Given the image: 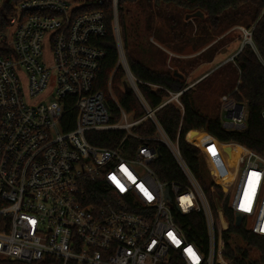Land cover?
I'll return each instance as SVG.
<instances>
[{
	"label": "built area",
	"instance_id": "built-area-1",
	"mask_svg": "<svg viewBox=\"0 0 264 264\" xmlns=\"http://www.w3.org/2000/svg\"><path fill=\"white\" fill-rule=\"evenodd\" d=\"M0 3L1 9L10 10L7 31L0 33V262L32 264L51 257L62 264H226L216 254L215 217L204 191L178 142L159 122L158 110L146 103L128 72L118 0L113 6L119 60L146 114L134 120L119 108L115 123L104 94L95 91L107 57L95 42L107 34L105 14L82 12L102 7L104 0ZM240 29L242 48L227 62L246 45L255 47L254 28ZM47 49L52 65L44 60ZM187 90L170 93L162 107L174 102L183 109L179 97ZM44 95L56 100L30 103ZM235 96H240L238 88L221 97L220 117L226 129L243 131L248 104ZM147 120L155 135H135L133 129ZM109 131H126L141 144L129 149L123 140L106 148L88 141L90 133ZM154 142L170 150L185 183L159 179L152 168L159 158ZM217 143L224 148H201L213 183L229 194V208L243 215L248 230L264 238V156L236 143ZM233 145L238 155L231 166L228 150ZM192 214L205 216L207 253L177 222V216ZM223 226L228 228L226 219Z\"/></svg>",
	"mask_w": 264,
	"mask_h": 264
},
{
	"label": "trees",
	"instance_id": "trees-1",
	"mask_svg": "<svg viewBox=\"0 0 264 264\" xmlns=\"http://www.w3.org/2000/svg\"><path fill=\"white\" fill-rule=\"evenodd\" d=\"M171 5L188 13L202 12L204 14V18L197 17L192 20L196 23L200 36H203L200 34L202 32L210 35V30L221 32L234 25L244 26L245 29L254 28L255 47L246 45L234 61L223 65L233 68L235 81L233 78V83H229L227 91L225 90L222 96L231 94L238 88L240 96H235V98L239 102L244 100L248 104L247 123L243 131L230 130L223 126L220 106L219 111L212 114L204 113L198 107L197 98L201 96L199 93L205 94L211 86L208 83L206 87H203L207 79L201 81L198 92L197 86L190 88L187 85L184 65L178 64L173 71L158 69L155 66L154 62L157 57L163 53L150 41V38L159 44H169L173 51L178 50L182 53L190 43L189 33L192 34L194 30V22L186 21V16L182 11L179 10V13L172 14L163 9L164 6ZM91 10L103 11L107 25L106 36L95 41L97 47L107 52L95 91L104 94L113 114L112 123L120 118L119 108L132 115L134 120H140L146 112L135 91L130 90L127 74L120 64L114 32L113 0H104L102 7L91 6L83 9L82 12ZM9 14L10 10L0 9V33L7 31ZM117 15L122 48L138 91L151 109L158 110L156 114L159 122L168 137L173 142H178L186 165L204 191L212 209L216 225V254L228 260L230 264H264V238L248 230L245 226L246 221L240 228L235 226L236 215L229 208L230 196L225 194L220 187L215 188L214 184L211 187L206 182L202 153L198 147L192 145L195 144L190 141L192 134L188 136L192 131H204L215 143L218 141L236 143L264 156V2L261 0H118ZM163 27L169 29L168 39L163 35ZM177 38L180 39L179 42L175 41ZM1 50L2 47H0V53ZM110 84L117 104L109 95ZM126 86H128L127 89ZM187 88L188 90L179 97L183 109L174 102L162 107L171 98L170 93L178 94ZM67 118L73 120V115L68 114ZM72 128L73 126H70L67 130ZM133 133L143 138H151L155 135V128L152 122L147 120L134 128ZM87 138L91 144L106 148H116L123 140L129 149H135L141 144L136 138L127 136L126 131L90 133ZM152 146L159 151V158L152 164L153 171L159 179L165 183H185L186 177L170 150L162 143L154 142ZM230 148L237 149V146L233 145ZM213 188L216 189L214 193ZM220 212L223 213L228 223L226 230H223L220 225ZM177 222L188 234L191 242L203 252H209L210 238L203 214L177 216ZM234 237L242 239L250 250L234 248L232 244ZM251 251L260 254L258 260L249 259ZM0 264L24 263L9 260L1 261ZM32 264L62 263L58 259L49 257Z\"/></svg>",
	"mask_w": 264,
	"mask_h": 264
},
{
	"label": "rangeland",
	"instance_id": "rangeland-1",
	"mask_svg": "<svg viewBox=\"0 0 264 264\" xmlns=\"http://www.w3.org/2000/svg\"><path fill=\"white\" fill-rule=\"evenodd\" d=\"M70 2H73L75 5L82 4L86 0H67ZM1 4V3H0ZM1 9V5H0ZM163 9L165 11H170L173 13H179V10L183 12V15L186 16V21H192L195 17H189L190 15H194L193 13H188L185 10L182 9H176L173 5L171 6H164ZM160 21V19L158 20ZM194 22V21H192ZM194 22V30L192 34L189 33L188 37L191 36L190 43L185 47V51L180 53V51H173L171 46L169 44H159L158 42L154 41L153 38H150V41L157 46L159 50L162 51V55H159L156 59L155 66L158 69H164V70H175L177 68V65H184L185 67V75H186V82L187 85L190 88H196L198 92L200 91V83L204 79H207V81L203 84V87H206L208 83L211 84L210 88L207 89V92L205 94L199 93V96L197 98V104L198 107L201 109L204 113H217L219 111L220 106V99L221 96L225 93V90L227 91V87H229V83H233V78L235 81V74L233 68L230 66H223L226 64L229 59L235 55L238 50L242 48V44L244 42V36L240 28H243L244 26L241 25H234L231 26L229 29L225 31L220 30L218 32H214L210 30V35H207L206 33L202 32L200 34H203V36L199 35V29L197 28V25ZM163 35L167 36V33L169 32V29L166 27L162 28ZM168 39V36L166 37ZM180 39H176V42H179ZM174 45V43H172ZM45 62L48 65L53 64V55L52 51L50 49H47L46 55H45ZM223 66V67H222ZM128 80V78H127ZM109 95L111 98H114L113 92L111 88L109 87ZM44 102H51L56 100V98L52 95L42 96L39 97L30 103H38L40 101ZM202 132L204 134L197 135L192 134L190 136V141L194 142L195 144H192L196 147H198L202 153L201 148H205L207 145H217L218 148H224L221 147L219 144L215 143L208 137V133L204 131H198ZM191 134V133H190ZM189 134V135H190ZM210 136V135H209ZM188 140V136H187ZM191 144V143H190ZM230 157L228 158L229 164L233 166L236 162V158L238 155V149L230 148L229 150ZM228 154V155H229ZM203 156V153H202ZM203 161L205 162L204 156ZM203 169L205 170L204 179L206 182L212 187L214 184V187L216 188V184L213 183V178L211 176L209 167L207 163H204ZM207 171V174H206ZM219 187V186H218ZM224 187L227 189V187L224 185ZM213 189V193L216 191V189ZM221 188V187H220ZM222 189V188H221ZM215 190V191H214ZM229 195V194H228ZM224 215L219 213V221L220 225L223 229L224 225ZM244 224V223H243ZM242 224V225H243ZM227 226V225H226ZM245 226L250 228L249 224L245 223ZM234 248H242L243 250H250L247 244H245L242 239L239 237H234L232 241ZM260 257V254L256 251L250 252V260L255 261L258 260ZM226 264H230L228 260L224 261Z\"/></svg>",
	"mask_w": 264,
	"mask_h": 264
},
{
	"label": "water",
	"instance_id": "water-1",
	"mask_svg": "<svg viewBox=\"0 0 264 264\" xmlns=\"http://www.w3.org/2000/svg\"><path fill=\"white\" fill-rule=\"evenodd\" d=\"M189 17H195V18H197V17H201V18H204V14L202 13V12H199V13H196V14H194V15H190ZM119 27V26H118ZM128 72H129V74L132 76V74H131V72H130V70H129V67H128ZM176 75H177V73H175ZM127 87L128 86H126V89H127ZM130 88V90H134L133 89V87H129ZM194 133H198V131H192L191 132V134H194ZM159 153V152H158ZM166 197H167V199H169L170 200V193H169V190L167 189V191H166ZM243 219H244V217H243V215L242 214H236V218H235V226L237 227V228H240L241 226H242V224H243ZM188 235V234H187ZM14 261V260H13Z\"/></svg>",
	"mask_w": 264,
	"mask_h": 264
},
{
	"label": "flooded vegetation",
	"instance_id": "flooded-vegetation-1",
	"mask_svg": "<svg viewBox=\"0 0 264 264\" xmlns=\"http://www.w3.org/2000/svg\"><path fill=\"white\" fill-rule=\"evenodd\" d=\"M245 222V220L243 219V223Z\"/></svg>",
	"mask_w": 264,
	"mask_h": 264
}]
</instances>
